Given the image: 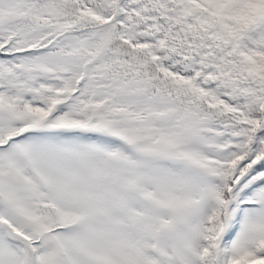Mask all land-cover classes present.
I'll return each mask as SVG.
<instances>
[{"label": "snow or ice", "instance_id": "1", "mask_svg": "<svg viewBox=\"0 0 264 264\" xmlns=\"http://www.w3.org/2000/svg\"><path fill=\"white\" fill-rule=\"evenodd\" d=\"M0 264H264V0H0Z\"/></svg>", "mask_w": 264, "mask_h": 264}]
</instances>
